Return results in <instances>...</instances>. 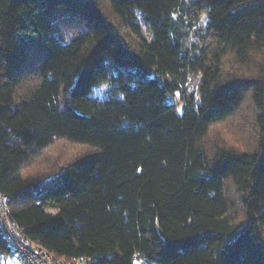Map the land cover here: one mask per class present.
<instances>
[{
  "label": "trees",
  "instance_id": "trees-1",
  "mask_svg": "<svg viewBox=\"0 0 264 264\" xmlns=\"http://www.w3.org/2000/svg\"><path fill=\"white\" fill-rule=\"evenodd\" d=\"M59 140L87 149L26 171ZM0 192L64 263L264 264V0H0Z\"/></svg>",
  "mask_w": 264,
  "mask_h": 264
},
{
  "label": "rangeland",
  "instance_id": "rangeland-1",
  "mask_svg": "<svg viewBox=\"0 0 264 264\" xmlns=\"http://www.w3.org/2000/svg\"><path fill=\"white\" fill-rule=\"evenodd\" d=\"M231 66L232 65L229 64L225 66V68H231ZM31 77L32 75L27 76L22 82L20 88L18 89L19 94L25 91V85L30 84L28 80L31 79ZM107 88V84L103 83L97 88L98 93H96L98 95H107ZM172 99H177L179 105L182 102L178 98V93L174 96L170 95L169 100ZM249 105L251 104L248 99V94H246L243 106L232 118H230L226 122L219 123L211 127L209 133L204 139V144L206 145L208 152L211 153L212 150L216 147V145H235L239 148L247 146L249 132L246 125L242 122L249 119L250 114L252 113V110ZM85 149L87 148L81 147V145L73 144L67 141H56L54 144H52L51 146H49V148L45 150L43 156L38 161L34 162L33 164H30L31 166H28V168H26V171L32 172L35 168H45L46 166H49V158H52V156H54V158L58 157L61 160V163H65L67 160L79 154V152L84 151ZM45 154H47L46 157L44 156ZM227 193L232 197V200L234 201V204L231 209V214H234L237 220L243 219L242 205L237 199L236 190L234 189V187L227 186ZM0 260L2 264H23L20 257L14 251L3 255ZM137 261H139L140 264H148L147 260L140 258H135L133 264H136Z\"/></svg>",
  "mask_w": 264,
  "mask_h": 264
},
{
  "label": "built area",
  "instance_id": "built-area-1",
  "mask_svg": "<svg viewBox=\"0 0 264 264\" xmlns=\"http://www.w3.org/2000/svg\"><path fill=\"white\" fill-rule=\"evenodd\" d=\"M0 227L8 245L17 253L23 264H86L85 259H80L76 263L55 260L44 248L23 237L20 225L9 216L8 197L1 192Z\"/></svg>",
  "mask_w": 264,
  "mask_h": 264
},
{
  "label": "snow or ice",
  "instance_id": "snow-or-ice-1",
  "mask_svg": "<svg viewBox=\"0 0 264 264\" xmlns=\"http://www.w3.org/2000/svg\"><path fill=\"white\" fill-rule=\"evenodd\" d=\"M114 2H115V0H114ZM35 83H30V84H27V85H25V92H27L28 91V89L29 88H35ZM24 93H22V95H23ZM41 143H43V141L42 140H40V141H38L36 144H32L30 147H31V150H33V151H35L38 147H39V145L41 144ZM69 163H70V161H68ZM138 171H140V169H137ZM209 179H212V177H209ZM214 195V194H213ZM136 264H140V262L139 261H137L136 262Z\"/></svg>",
  "mask_w": 264,
  "mask_h": 264
},
{
  "label": "crops",
  "instance_id": "crops-1",
  "mask_svg": "<svg viewBox=\"0 0 264 264\" xmlns=\"http://www.w3.org/2000/svg\"><path fill=\"white\" fill-rule=\"evenodd\" d=\"M15 252V251H14ZM16 253V252H15ZM17 254V253H16Z\"/></svg>",
  "mask_w": 264,
  "mask_h": 264
}]
</instances>
